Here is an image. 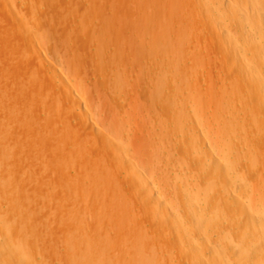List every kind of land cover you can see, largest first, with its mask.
<instances>
[{
	"label": "bare ground",
	"instance_id": "6f19581e",
	"mask_svg": "<svg viewBox=\"0 0 264 264\" xmlns=\"http://www.w3.org/2000/svg\"><path fill=\"white\" fill-rule=\"evenodd\" d=\"M0 264H264V0H0Z\"/></svg>",
	"mask_w": 264,
	"mask_h": 264
},
{
	"label": "rangeland",
	"instance_id": "374dc122",
	"mask_svg": "<svg viewBox=\"0 0 264 264\" xmlns=\"http://www.w3.org/2000/svg\"><path fill=\"white\" fill-rule=\"evenodd\" d=\"M234 1H236L237 3H240V2H241L242 4H245V0H234ZM243 6H244V5H243ZM226 14H227L226 16L224 15L226 18H223V19H225V22H226V25H227V24H228L227 22H230V23H231V20H232V19H230V18H232V15H231L232 13H228V11H227ZM229 14H230L231 16H230ZM228 16H230V17H228ZM227 17L229 18V20H228ZM213 22H214V21H213ZM215 22H217V21H215ZM215 22H214V23H215ZM230 23H229L226 27H230ZM216 24H217V23H216ZM229 29H230V28H229ZM230 32H231V35L234 34V37H235V34H236V37L238 36L240 39L242 38L241 40H242L243 42H245V36H243V35H244L243 33H241L242 35H240V33H235L234 31H232V28H231ZM248 61H249V60H248V57H245V56L242 57V62H243V63H247Z\"/></svg>",
	"mask_w": 264,
	"mask_h": 264
}]
</instances>
